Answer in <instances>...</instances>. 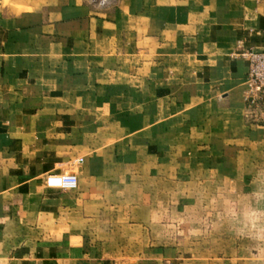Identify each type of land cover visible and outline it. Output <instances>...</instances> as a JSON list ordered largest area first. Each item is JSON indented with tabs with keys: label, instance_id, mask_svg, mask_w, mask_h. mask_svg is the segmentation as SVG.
<instances>
[{
	"label": "crops",
	"instance_id": "0c3cea01",
	"mask_svg": "<svg viewBox=\"0 0 264 264\" xmlns=\"http://www.w3.org/2000/svg\"><path fill=\"white\" fill-rule=\"evenodd\" d=\"M243 50L264 0H0V264H204L163 187H264Z\"/></svg>",
	"mask_w": 264,
	"mask_h": 264
},
{
	"label": "rangeland",
	"instance_id": "374dc122",
	"mask_svg": "<svg viewBox=\"0 0 264 264\" xmlns=\"http://www.w3.org/2000/svg\"><path fill=\"white\" fill-rule=\"evenodd\" d=\"M93 1L106 3L107 0ZM77 161L82 162V159ZM61 174L77 176L74 171ZM192 196L196 202L182 201L194 198ZM250 196L257 201L251 203ZM257 209H264V187H163V211L169 213L168 217H164V225L171 226L177 219L178 226L186 228L179 235L180 242L193 248L186 254H194L204 264H264V212H257L259 219L255 228L245 227L250 220L256 219L252 213ZM176 210L180 212L178 217L170 216L171 211ZM183 212L184 215L181 214ZM188 240L189 245L186 243ZM193 242L200 245L194 246Z\"/></svg>",
	"mask_w": 264,
	"mask_h": 264
},
{
	"label": "built area",
	"instance_id": "2783aa9c",
	"mask_svg": "<svg viewBox=\"0 0 264 264\" xmlns=\"http://www.w3.org/2000/svg\"><path fill=\"white\" fill-rule=\"evenodd\" d=\"M241 57L249 61L246 75V103L253 115L264 113V50H243ZM78 179L73 174L50 175L46 185L51 188L74 189Z\"/></svg>",
	"mask_w": 264,
	"mask_h": 264
},
{
	"label": "clouds",
	"instance_id": "9594fccd",
	"mask_svg": "<svg viewBox=\"0 0 264 264\" xmlns=\"http://www.w3.org/2000/svg\"><path fill=\"white\" fill-rule=\"evenodd\" d=\"M257 212H264V209H257V210H255L252 213V215H253V217H256V219L250 220L248 224H245V227H248V226H251L252 228H255L256 227L257 221L259 219V217L257 216Z\"/></svg>",
	"mask_w": 264,
	"mask_h": 264
}]
</instances>
